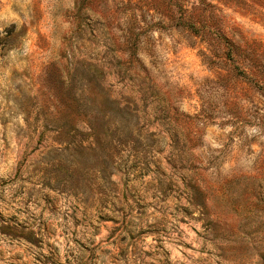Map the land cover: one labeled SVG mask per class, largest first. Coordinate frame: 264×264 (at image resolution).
<instances>
[{
  "label": "rangeland",
  "instance_id": "1",
  "mask_svg": "<svg viewBox=\"0 0 264 264\" xmlns=\"http://www.w3.org/2000/svg\"><path fill=\"white\" fill-rule=\"evenodd\" d=\"M0 264H264V0H0Z\"/></svg>",
  "mask_w": 264,
  "mask_h": 264
},
{
  "label": "trees",
  "instance_id": "2",
  "mask_svg": "<svg viewBox=\"0 0 264 264\" xmlns=\"http://www.w3.org/2000/svg\"><path fill=\"white\" fill-rule=\"evenodd\" d=\"M193 28V27H192ZM230 54V53H229ZM229 56V55H228ZM177 120V119H176Z\"/></svg>",
  "mask_w": 264,
  "mask_h": 264
}]
</instances>
